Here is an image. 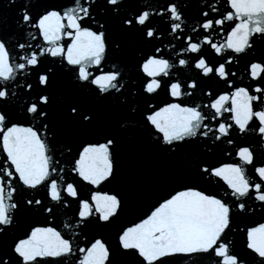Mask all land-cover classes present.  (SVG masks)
Returning <instances> with one entry per match:
<instances>
[{
  "label": "snow or ice",
  "instance_id": "obj_1",
  "mask_svg": "<svg viewBox=\"0 0 264 264\" xmlns=\"http://www.w3.org/2000/svg\"><path fill=\"white\" fill-rule=\"evenodd\" d=\"M17 11L0 35V240L22 212L44 219L0 244V264H264V222L237 223L264 216V159L238 143L254 134L264 147V0H26ZM62 77L91 103L58 105ZM125 132L129 149L144 138L165 163L193 162L113 249L88 229L127 206L101 189L125 171ZM73 204L61 231L52 221ZM237 230L250 259L229 238Z\"/></svg>",
  "mask_w": 264,
  "mask_h": 264
},
{
  "label": "water",
  "instance_id": "obj_2",
  "mask_svg": "<svg viewBox=\"0 0 264 264\" xmlns=\"http://www.w3.org/2000/svg\"><path fill=\"white\" fill-rule=\"evenodd\" d=\"M24 2H26V0H16V4L9 7L10 0H0V35L14 29L15 20L19 16L17 9L20 4ZM32 2L38 5H63L68 3V0H32ZM193 3H203V0H193ZM192 14H195V9H193ZM216 39H220V37H217ZM65 43H67V41H65ZM261 55H264V43H258L254 50V56L258 57ZM125 59L129 63L132 62L131 58ZM242 66L243 61L241 67ZM187 75H192V73H187ZM211 87L214 92H219L223 90V83L221 82L219 85L213 83ZM185 99L191 100L192 98ZM72 101L82 104L91 103L90 97L81 94L76 89L72 88L68 79L66 77H62L58 80L57 84V104L63 105L66 102ZM196 102H200V100L197 99ZM114 122L115 121L113 120V123ZM127 136L128 132H125L124 139L122 140V143L124 144V151L121 152L120 157L125 166L123 175L117 182L108 185L107 188H105L104 185H101L102 190L122 192L127 197V206L123 211V215L115 224H112L111 226L93 225L88 229L89 236L96 235L104 238L113 249L117 247V233L120 231L121 227L128 225L131 222H138L139 219L142 218L155 204L158 197L163 195L162 185L174 186L172 183L173 173L188 171L193 162L192 157L190 156L187 158H185V156H180L172 164L165 163L163 158L151 149L147 140L144 138L140 139L135 149H129ZM257 140L258 137L254 134H250L247 138L241 137L238 143L252 144L258 158L264 159V147L257 144ZM225 147L227 146L225 145ZM211 159L215 162L217 160H231L232 158L217 153L212 156ZM221 191H223V189H221ZM84 195H89L87 188H85ZM74 210L75 204H73L70 209L59 210L56 217L52 221L53 225L58 226L59 230L63 231V222L69 219L70 213ZM43 219L44 218L41 215L31 212H22L19 216L16 227L9 232L7 237L0 240V244L4 246L10 244L15 236L22 234L27 228H29L30 225L42 223ZM254 222H264V216L251 214L249 218L237 221L241 227L246 224L250 225ZM229 238L233 240L236 250L246 258L250 259L244 248L243 233L237 230L236 232H233ZM116 259L117 264H127V259L125 257L117 256Z\"/></svg>",
  "mask_w": 264,
  "mask_h": 264
}]
</instances>
